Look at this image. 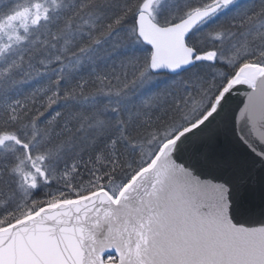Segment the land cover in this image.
Instances as JSON below:
<instances>
[{
    "label": "snow or ice",
    "instance_id": "snow-or-ice-1",
    "mask_svg": "<svg viewBox=\"0 0 264 264\" xmlns=\"http://www.w3.org/2000/svg\"><path fill=\"white\" fill-rule=\"evenodd\" d=\"M0 264H264V0H0Z\"/></svg>",
    "mask_w": 264,
    "mask_h": 264
}]
</instances>
